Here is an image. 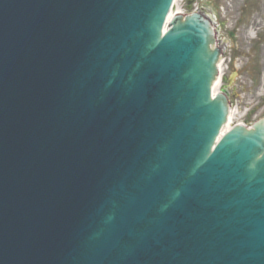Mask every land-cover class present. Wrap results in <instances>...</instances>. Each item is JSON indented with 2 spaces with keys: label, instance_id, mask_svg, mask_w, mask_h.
Wrapping results in <instances>:
<instances>
[{
  "label": "water",
  "instance_id": "obj_1",
  "mask_svg": "<svg viewBox=\"0 0 264 264\" xmlns=\"http://www.w3.org/2000/svg\"><path fill=\"white\" fill-rule=\"evenodd\" d=\"M172 1L0 0V264H264V125L215 144Z\"/></svg>",
  "mask_w": 264,
  "mask_h": 264
},
{
  "label": "flooded vegetation",
  "instance_id": "obj_2",
  "mask_svg": "<svg viewBox=\"0 0 264 264\" xmlns=\"http://www.w3.org/2000/svg\"><path fill=\"white\" fill-rule=\"evenodd\" d=\"M206 20L222 73L220 93L237 105L245 125L264 118V0H190Z\"/></svg>",
  "mask_w": 264,
  "mask_h": 264
},
{
  "label": "bare ground",
  "instance_id": "obj_3",
  "mask_svg": "<svg viewBox=\"0 0 264 264\" xmlns=\"http://www.w3.org/2000/svg\"><path fill=\"white\" fill-rule=\"evenodd\" d=\"M178 2V0H175V4ZM174 13V11H172V13H171V15ZM168 26H167V28H165V31H164V33H166V31L168 30ZM218 91V82H215V84H214V88H213V94L215 93V92H217ZM229 121H230V117H229ZM228 121V123H227V126L226 127H224L223 128V131L220 133V135H219V140H220V138L222 137V135L226 132V130L227 129H229L230 128V125H229V122ZM218 140V141H219Z\"/></svg>",
  "mask_w": 264,
  "mask_h": 264
},
{
  "label": "rangeland",
  "instance_id": "obj_4",
  "mask_svg": "<svg viewBox=\"0 0 264 264\" xmlns=\"http://www.w3.org/2000/svg\"><path fill=\"white\" fill-rule=\"evenodd\" d=\"M185 2H186V0H178V2L176 3V6H175L176 11H180V12L187 14L188 11L185 10V7H184ZM236 121H238V120H236Z\"/></svg>",
  "mask_w": 264,
  "mask_h": 264
}]
</instances>
